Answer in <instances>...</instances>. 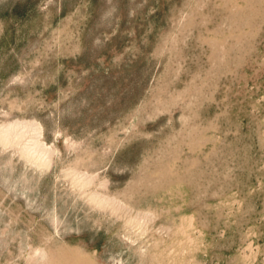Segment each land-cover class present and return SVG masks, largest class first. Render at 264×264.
Instances as JSON below:
<instances>
[{
    "label": "rangeland",
    "instance_id": "374dc122",
    "mask_svg": "<svg viewBox=\"0 0 264 264\" xmlns=\"http://www.w3.org/2000/svg\"><path fill=\"white\" fill-rule=\"evenodd\" d=\"M0 264H264V0H0Z\"/></svg>",
    "mask_w": 264,
    "mask_h": 264
},
{
    "label": "bare ground",
    "instance_id": "6f19581e",
    "mask_svg": "<svg viewBox=\"0 0 264 264\" xmlns=\"http://www.w3.org/2000/svg\"><path fill=\"white\" fill-rule=\"evenodd\" d=\"M31 131H34V130H31ZM26 132H27L26 126L21 125V124H14L12 126L5 127L2 131L4 137L8 138L11 136H16L18 139H23L25 137ZM5 140H8V139H5ZM25 149H28L27 150L28 152H30L32 149H39L38 141L33 140L30 144L27 145V147H25Z\"/></svg>",
    "mask_w": 264,
    "mask_h": 264
}]
</instances>
